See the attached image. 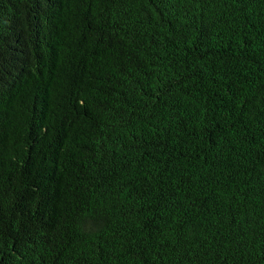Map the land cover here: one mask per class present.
Wrapping results in <instances>:
<instances>
[{"label":"trees","instance_id":"1","mask_svg":"<svg viewBox=\"0 0 264 264\" xmlns=\"http://www.w3.org/2000/svg\"><path fill=\"white\" fill-rule=\"evenodd\" d=\"M0 264H264V0H0Z\"/></svg>","mask_w":264,"mask_h":264}]
</instances>
